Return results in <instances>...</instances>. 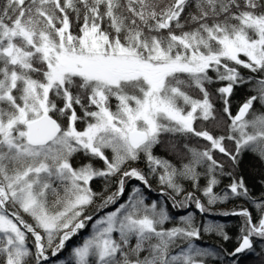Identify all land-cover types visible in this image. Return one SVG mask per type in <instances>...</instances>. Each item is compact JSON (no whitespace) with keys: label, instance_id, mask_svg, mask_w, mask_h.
<instances>
[{"label":"snow or ice","instance_id":"6c2138e0","mask_svg":"<svg viewBox=\"0 0 264 264\" xmlns=\"http://www.w3.org/2000/svg\"><path fill=\"white\" fill-rule=\"evenodd\" d=\"M246 85L254 94L233 114L231 97ZM256 104L264 109V0H2L0 264H48L89 222L91 234L58 264H208L222 250L200 246L203 234L230 237L196 213L232 198L259 214L220 213L243 217L224 255L257 244L264 255V196L234 175L249 152L264 167ZM211 121L227 134L200 126ZM219 176L231 180L222 192ZM150 177L163 199L148 202ZM97 179L115 191H93ZM169 202L195 211L170 213Z\"/></svg>","mask_w":264,"mask_h":264},{"label":"trees","instance_id":"16d2710c","mask_svg":"<svg viewBox=\"0 0 264 264\" xmlns=\"http://www.w3.org/2000/svg\"><path fill=\"white\" fill-rule=\"evenodd\" d=\"M2 3V0H0ZM242 73L245 76L251 75L248 70H242ZM217 85H213L212 87L215 88ZM254 92L250 91V86L246 85L244 87H239L235 89L233 96L231 97V104H232V112L234 113L238 106L250 95H253ZM213 99L216 100V97L213 96ZM217 102V107L219 108V101ZM115 104V101H113ZM257 111H264L259 104L255 105ZM79 127H83V124L78 125ZM201 127H207L210 131H212L215 135H226L227 129L226 126L221 123L219 127L216 126V122L213 121L211 126L206 125L205 123H201ZM189 145L194 148L203 149L207 146V142L202 139L198 138H190L188 141ZM225 144L228 148H232L231 141H225ZM155 154L172 160L174 163L176 162L175 156L167 151L163 146H158L155 149ZM218 159H221L219 153H215ZM77 159H82V157H77ZM135 166L143 169L145 165L143 162L134 163ZM97 167L102 166L101 162H97ZM234 175L237 177H243L245 180L246 185L248 186L250 193L254 197H262L264 196V167L261 166L258 159L252 153H248L246 155H242L240 158L239 166L234 170ZM220 184L215 188L216 192H222V190L231 182L228 176H219ZM150 183L154 192L145 189V196L148 202L151 200H160L163 199L160 195V185L158 184L157 180L154 177L149 178ZM135 180L131 181L127 187L125 196L121 198L120 202L126 200L127 195L131 190V186L134 184L139 183L138 181L134 182ZM201 187L206 183V180L201 179ZM184 188L186 191H192V186L190 182H183ZM93 191L98 193H103V195H107L110 191L115 190V185L113 184L107 190H105L104 182L100 179L94 180L91 184ZM159 191V192H158ZM197 195L201 196L202 201L206 202V199L202 196L201 193H196ZM100 200L97 199L95 203L99 202ZM115 206L110 205V209H113ZM170 213H179L177 209H173L171 207V203H168ZM241 207H249L251 211H253L254 216H258V212L254 209L248 201L243 198H232L229 201H225L222 203H218L217 205L213 206V215H201L198 212L196 213V219L198 222L203 223L205 220L208 222H215L216 224H222L225 226V232H227L228 236L230 237L229 240L224 241L215 233L211 234H203V238L198 241L200 246L208 247L216 250H222L221 256L219 258L209 259L208 264H264V255H261V245L257 244L255 252H245L243 254L238 255L235 258L229 257L224 255L225 252H232L233 248L238 244V238L240 236V227L243 221V217L235 216V215H221L220 213L214 212L217 209L226 208L227 212L238 210ZM188 211H195L194 206ZM88 214V212H87ZM184 214V213H179ZM98 215V214H97ZM88 224H91L89 222ZM89 229V225L87 226ZM87 232V230H85Z\"/></svg>","mask_w":264,"mask_h":264},{"label":"rangeland","instance_id":"374dc122","mask_svg":"<svg viewBox=\"0 0 264 264\" xmlns=\"http://www.w3.org/2000/svg\"><path fill=\"white\" fill-rule=\"evenodd\" d=\"M82 128V127H81ZM131 166L133 167H138V166H135V164H132ZM136 182V181H134ZM112 191H115V190H112ZM111 192V191H110ZM109 192V193H110ZM108 193V194H109ZM107 194V195H108ZM100 203L97 202V203H94L92 206H90L88 209H87V212L88 214H92L96 208V206ZM113 209H110V205L104 209L103 211L104 212H107V211H112ZM226 208H223V209H217V210H214V212L216 213H223V212H226ZM213 213V210L211 211ZM98 215H103V212L101 213H98ZM95 218V217H94ZM92 223V222H91ZM89 225V229H87V227L83 230H81L77 235L73 236L69 241L68 243L66 242V245H65V248L58 253L57 257H54V259L52 260H49L48 264H58V262L60 260H68L69 257H70V254H71V250L73 247L75 246H78L82 243L83 239L86 238L88 235L91 234V231H92V228H91V224H88ZM87 225V226H88ZM87 230V232L85 231ZM49 256H51V254L49 253Z\"/></svg>","mask_w":264,"mask_h":264},{"label":"bare ground","instance_id":"6f19581e","mask_svg":"<svg viewBox=\"0 0 264 264\" xmlns=\"http://www.w3.org/2000/svg\"><path fill=\"white\" fill-rule=\"evenodd\" d=\"M242 103H243V102H242ZM236 110H237V109H236ZM235 112H236V111H235ZM235 112H234V113H235ZM234 113H233V114H234ZM212 124H213V121L206 123V125H208V126H211ZM151 190L154 192L153 188H151ZM159 191H160V190H159ZM159 191H158V192H159ZM177 210H178L179 213H184L185 211H188V210H184V209H177ZM212 210H213V208H212ZM212 210H211V211H212ZM205 215H213V213L211 212V214H205ZM67 243H68V242H67ZM57 255H58V254H57ZM57 255H56L55 257H57ZM53 259H54V258H53ZM51 260H52V259H51Z\"/></svg>","mask_w":264,"mask_h":264},{"label":"water","instance_id":"95a60500","mask_svg":"<svg viewBox=\"0 0 264 264\" xmlns=\"http://www.w3.org/2000/svg\"><path fill=\"white\" fill-rule=\"evenodd\" d=\"M234 114H235V113H234ZM150 191L153 192L152 190H150ZM236 246H238V244H237ZM236 246H235V247H236ZM235 247H234V248H235ZM234 248H233V250H234ZM233 250H232V251H233ZM241 254H243V253H241ZM239 255H240V254H239ZM53 258H54V257L50 256V259H49V260H51V259H53Z\"/></svg>","mask_w":264,"mask_h":264}]
</instances>
